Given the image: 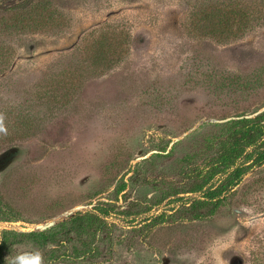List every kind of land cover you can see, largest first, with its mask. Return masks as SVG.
Masks as SVG:
<instances>
[{"label": "rangeland", "instance_id": "374dc122", "mask_svg": "<svg viewBox=\"0 0 264 264\" xmlns=\"http://www.w3.org/2000/svg\"><path fill=\"white\" fill-rule=\"evenodd\" d=\"M224 1L43 0L49 27L22 37L0 74V107L27 106L26 92L56 64L74 62L81 75L72 95L32 103L58 118L17 145L1 143L0 184L12 174L10 186H22L14 201L20 219L0 221L1 231L49 230L111 201L130 215H113L120 228L95 264H264V164L217 210L210 205L201 219L188 210L200 196L194 187L207 166V155H199L206 139L264 112V17L222 44L187 27L193 6ZM36 4L0 0L3 9ZM113 36L120 62H95L96 51L77 63L94 39L108 52ZM17 252L18 263L35 264L30 243Z\"/></svg>", "mask_w": 264, "mask_h": 264}, {"label": "trees", "instance_id": "16d2710c", "mask_svg": "<svg viewBox=\"0 0 264 264\" xmlns=\"http://www.w3.org/2000/svg\"><path fill=\"white\" fill-rule=\"evenodd\" d=\"M258 1L225 0L221 4L195 5L188 16L187 27L196 37L214 39L221 44L228 43L263 24L261 20L264 15H259L257 7L263 1ZM38 2L41 5L0 8V74L16 58L27 29L49 27L44 20L51 14L50 7L42 5L43 0ZM115 38L116 36L106 38L109 41L108 52H104L100 40L90 41L86 52L76 56L77 63L82 62L87 57L86 54L94 55L96 51L95 54L98 55H94L95 62H107L110 66L113 62H120L122 58H117L112 53V49L119 44V40ZM100 46L103 48L98 52ZM59 52L68 53V50ZM73 64L74 62L69 65L56 64L54 69L45 73L42 83L36 87L31 86L30 91L26 92L27 106L18 104L15 107L12 106L13 102L8 101L0 107V128L5 129L0 132V145L24 139L36 129H41L58 118L53 114L43 115L35 111L32 103H52L56 99L72 95L76 91L77 77L81 75L73 70ZM247 82L251 84L250 79ZM13 145L17 144L7 147ZM201 149L199 155H207V166L204 170L200 167L196 175L198 182L194 192H199L200 196L188 209H193L196 219L204 217V209L210 205H213L212 211L220 208L243 177L253 168L264 164V112L252 118L246 115L239 117L232 122V128L226 135L206 139ZM10 175L12 174L0 184V221L20 219L14 201H17L16 196L22 186L15 183L11 187ZM212 211L207 212V215ZM115 214L129 216L130 212L120 210L111 201L97 202L89 211L78 212L49 230L30 233L0 230V264H25L23 261L18 263L22 257H19L17 251L27 243L38 253L35 255V264H95L100 257V247L112 244L113 231L120 228V225L111 221ZM158 219L160 216L151 225L160 224L162 221ZM41 252L43 254L39 255Z\"/></svg>", "mask_w": 264, "mask_h": 264}, {"label": "clouds", "instance_id": "9594fccd", "mask_svg": "<svg viewBox=\"0 0 264 264\" xmlns=\"http://www.w3.org/2000/svg\"><path fill=\"white\" fill-rule=\"evenodd\" d=\"M2 131H5V129H3V128H0V132H2Z\"/></svg>", "mask_w": 264, "mask_h": 264}]
</instances>
